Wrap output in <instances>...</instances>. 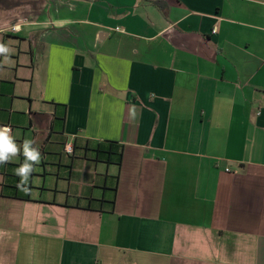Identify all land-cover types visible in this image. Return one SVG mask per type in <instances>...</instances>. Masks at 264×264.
I'll return each mask as SVG.
<instances>
[{
    "label": "crops",
    "instance_id": "1",
    "mask_svg": "<svg viewBox=\"0 0 264 264\" xmlns=\"http://www.w3.org/2000/svg\"><path fill=\"white\" fill-rule=\"evenodd\" d=\"M0 44V264H264V0H0Z\"/></svg>",
    "mask_w": 264,
    "mask_h": 264
},
{
    "label": "clouds",
    "instance_id": "2",
    "mask_svg": "<svg viewBox=\"0 0 264 264\" xmlns=\"http://www.w3.org/2000/svg\"><path fill=\"white\" fill-rule=\"evenodd\" d=\"M9 51L8 47L0 44V54H6ZM34 145L35 141L32 139H24L22 145H18L12 135L11 128L8 126L0 127V165L11 162L13 158L21 154L22 150L24 161L14 169V174L20 177L17 186L25 191H27L26 185L30 176L35 171V165L41 162L39 147Z\"/></svg>",
    "mask_w": 264,
    "mask_h": 264
},
{
    "label": "trees",
    "instance_id": "3",
    "mask_svg": "<svg viewBox=\"0 0 264 264\" xmlns=\"http://www.w3.org/2000/svg\"><path fill=\"white\" fill-rule=\"evenodd\" d=\"M123 150V145L117 142L106 141L97 143L94 150V158L98 162L121 166Z\"/></svg>",
    "mask_w": 264,
    "mask_h": 264
},
{
    "label": "built area",
    "instance_id": "4",
    "mask_svg": "<svg viewBox=\"0 0 264 264\" xmlns=\"http://www.w3.org/2000/svg\"><path fill=\"white\" fill-rule=\"evenodd\" d=\"M65 152L69 155H73L74 154V147L72 143H67L65 145Z\"/></svg>",
    "mask_w": 264,
    "mask_h": 264
}]
</instances>
